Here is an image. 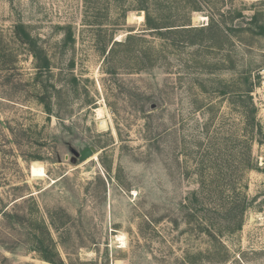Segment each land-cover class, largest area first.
<instances>
[{
    "label": "rangeland",
    "instance_id": "1",
    "mask_svg": "<svg viewBox=\"0 0 264 264\" xmlns=\"http://www.w3.org/2000/svg\"><path fill=\"white\" fill-rule=\"evenodd\" d=\"M263 23L264 0H0V264H54L40 221L61 264H264Z\"/></svg>",
    "mask_w": 264,
    "mask_h": 264
},
{
    "label": "trees",
    "instance_id": "2",
    "mask_svg": "<svg viewBox=\"0 0 264 264\" xmlns=\"http://www.w3.org/2000/svg\"><path fill=\"white\" fill-rule=\"evenodd\" d=\"M213 22L214 21H212V23ZM147 24L152 26V28H159V26H157V23L152 19V17L150 16L149 13H147ZM167 27H169V26H167ZM259 27H260V33L264 34V23L259 25ZM194 28H196V27H187V28H183V29H185V30L188 29L189 31L197 30V29H194ZM211 28H212V26H209L207 29L211 30ZM207 29L206 28H201V29H198V30L203 32V31H205ZM169 30H171V29H169ZM70 35H71V33H70ZM130 38H132V36L128 37V39H130ZM191 41H192V43H194L197 40L195 39V40H191ZM118 43L120 44L122 42H118ZM48 66H49V62H45V63L39 65V67H48ZM250 92H251V89H248L247 92H246L247 95H249L248 97H251L250 96ZM255 108L256 107H254L253 111H255ZM201 192H202V189H201ZM199 193H200L199 190H195L192 193L194 195V202H198L199 201V198L196 197V196H198ZM225 209H227V215L225 214V218H224L223 221H224V223L226 225H228V227L226 226L227 228H225L226 231H228V232L223 231L224 228H215L216 225L213 222L210 223L211 226L208 225L209 228L210 227L213 228V229L215 228L214 231L218 232V234H217L218 236H222L225 233H233V232L241 229V227H242V223H243V217L242 216H243V213L245 211V206H239L235 202H232L231 205L228 206ZM234 212H235V214H234ZM5 214H7V216H9L8 215L9 213L5 212ZM204 216H206V214H204ZM206 219L210 220L209 216H207ZM38 228H40V231L42 229V234L43 235L41 237L37 238V240H35V242H36V250L41 253V256L45 260H48V261H50V262H52L54 264H61L62 262H61L60 259L53 258L49 254L51 251L52 252L55 251V247H54V242L52 240L50 231H49V229H48V227L46 225V222L40 221V223L38 225ZM209 233H211V231ZM212 235L214 237H217L213 233H212ZM46 243H47L49 249L45 248V244ZM190 264H192V263H190Z\"/></svg>",
    "mask_w": 264,
    "mask_h": 264
},
{
    "label": "water",
    "instance_id": "3",
    "mask_svg": "<svg viewBox=\"0 0 264 264\" xmlns=\"http://www.w3.org/2000/svg\"><path fill=\"white\" fill-rule=\"evenodd\" d=\"M94 152H96V148L95 147H92L90 149H87L85 151L82 152V156L84 158H88L89 156H91ZM77 153V152H76Z\"/></svg>",
    "mask_w": 264,
    "mask_h": 264
},
{
    "label": "bare ground",
    "instance_id": "4",
    "mask_svg": "<svg viewBox=\"0 0 264 264\" xmlns=\"http://www.w3.org/2000/svg\"><path fill=\"white\" fill-rule=\"evenodd\" d=\"M138 17V16H137ZM102 111H101V109L99 110V115H100V117H102ZM101 124H102V126H106V121L105 120H102L101 121Z\"/></svg>",
    "mask_w": 264,
    "mask_h": 264
},
{
    "label": "built area",
    "instance_id": "5",
    "mask_svg": "<svg viewBox=\"0 0 264 264\" xmlns=\"http://www.w3.org/2000/svg\"><path fill=\"white\" fill-rule=\"evenodd\" d=\"M261 88H262V90L264 91V77H263V81H262Z\"/></svg>",
    "mask_w": 264,
    "mask_h": 264
}]
</instances>
